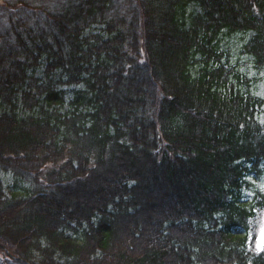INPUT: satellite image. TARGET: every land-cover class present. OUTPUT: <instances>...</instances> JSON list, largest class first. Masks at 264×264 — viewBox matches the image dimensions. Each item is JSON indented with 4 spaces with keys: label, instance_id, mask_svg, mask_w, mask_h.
<instances>
[{
    "label": "trees",
    "instance_id": "16d2710c",
    "mask_svg": "<svg viewBox=\"0 0 264 264\" xmlns=\"http://www.w3.org/2000/svg\"><path fill=\"white\" fill-rule=\"evenodd\" d=\"M223 34L264 69V0H0V264H264Z\"/></svg>",
    "mask_w": 264,
    "mask_h": 264
},
{
    "label": "rangeland",
    "instance_id": "374dc122",
    "mask_svg": "<svg viewBox=\"0 0 264 264\" xmlns=\"http://www.w3.org/2000/svg\"><path fill=\"white\" fill-rule=\"evenodd\" d=\"M100 27L95 26L94 31L100 32ZM247 40L243 34H223L219 48L223 52V63H228L238 72L239 86L244 92H249L259 98L260 105L257 108L258 120L264 123V69H257L251 60L241 53L243 43ZM11 173L2 174V181L6 193L11 192L13 184L17 181ZM16 180V181H15ZM249 186L264 192V165H259L254 173L248 177ZM251 227L255 233L254 239L258 248L264 247V210L260 215L252 218Z\"/></svg>",
    "mask_w": 264,
    "mask_h": 264
}]
</instances>
